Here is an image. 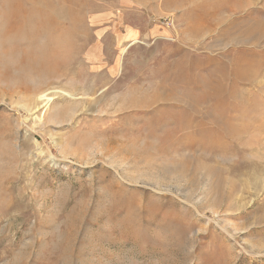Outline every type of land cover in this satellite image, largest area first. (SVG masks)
Listing matches in <instances>:
<instances>
[{
    "label": "rangeland",
    "instance_id": "rangeland-1",
    "mask_svg": "<svg viewBox=\"0 0 264 264\" xmlns=\"http://www.w3.org/2000/svg\"><path fill=\"white\" fill-rule=\"evenodd\" d=\"M0 264H264V0H0Z\"/></svg>",
    "mask_w": 264,
    "mask_h": 264
},
{
    "label": "bare ground",
    "instance_id": "bare-ground-1",
    "mask_svg": "<svg viewBox=\"0 0 264 264\" xmlns=\"http://www.w3.org/2000/svg\"><path fill=\"white\" fill-rule=\"evenodd\" d=\"M126 47L125 49H121L120 53H124L126 51ZM38 102L42 103L44 106H46L50 101L51 98L48 97V94L45 92H41L38 97H37Z\"/></svg>",
    "mask_w": 264,
    "mask_h": 264
}]
</instances>
